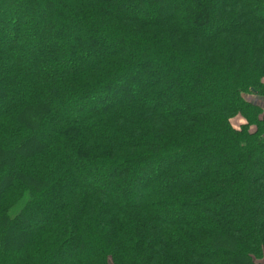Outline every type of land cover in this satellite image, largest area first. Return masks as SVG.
I'll return each mask as SVG.
<instances>
[{"label": "trees", "instance_id": "obj_1", "mask_svg": "<svg viewBox=\"0 0 264 264\" xmlns=\"http://www.w3.org/2000/svg\"><path fill=\"white\" fill-rule=\"evenodd\" d=\"M0 264H264V0H0Z\"/></svg>", "mask_w": 264, "mask_h": 264}, {"label": "rangeland", "instance_id": "obj_2", "mask_svg": "<svg viewBox=\"0 0 264 264\" xmlns=\"http://www.w3.org/2000/svg\"><path fill=\"white\" fill-rule=\"evenodd\" d=\"M251 98V97H250ZM104 99V98H103ZM103 99L102 98H99V101H103ZM250 100H252V101H260L258 98H255V97H252ZM232 124L236 127V128H238L241 124H243V120L240 118V117H237V118H235L233 121H232ZM137 191H139V190H136V192Z\"/></svg>", "mask_w": 264, "mask_h": 264}]
</instances>
